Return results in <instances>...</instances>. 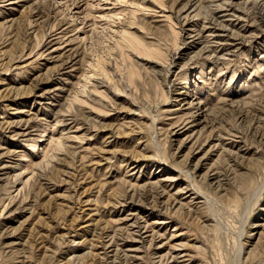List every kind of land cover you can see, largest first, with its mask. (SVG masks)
Here are the masks:
<instances>
[{
  "label": "rangeland",
  "instance_id": "rangeland-1",
  "mask_svg": "<svg viewBox=\"0 0 264 264\" xmlns=\"http://www.w3.org/2000/svg\"><path fill=\"white\" fill-rule=\"evenodd\" d=\"M0 264H264V0H0Z\"/></svg>",
  "mask_w": 264,
  "mask_h": 264
}]
</instances>
